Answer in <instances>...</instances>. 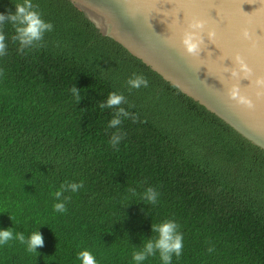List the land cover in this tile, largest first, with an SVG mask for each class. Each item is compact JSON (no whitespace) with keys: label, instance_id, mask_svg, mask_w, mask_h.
I'll use <instances>...</instances> for the list:
<instances>
[{"label":"trees","instance_id":"16d2710c","mask_svg":"<svg viewBox=\"0 0 264 264\" xmlns=\"http://www.w3.org/2000/svg\"><path fill=\"white\" fill-rule=\"evenodd\" d=\"M18 2L0 0V13ZM33 3L54 25L43 48L19 53L4 26L0 229L26 237L37 230L43 246L29 253L9 241L0 264H79L81 249L97 264H135L133 251L164 219L183 234L172 264H264V151L104 35L96 14L69 0ZM133 73L148 86L130 89ZM112 91L138 118L123 120L126 135L115 149L114 109L98 107ZM67 182L83 187L65 192L67 211L57 213L54 193ZM149 186L160 194L156 205L141 199ZM143 264L161 261L156 255Z\"/></svg>","mask_w":264,"mask_h":264},{"label":"water","instance_id":"95a60500","mask_svg":"<svg viewBox=\"0 0 264 264\" xmlns=\"http://www.w3.org/2000/svg\"><path fill=\"white\" fill-rule=\"evenodd\" d=\"M102 20L104 35L121 44L183 94L264 151V88L255 84L264 77V2L262 0H69ZM197 17L214 40L204 39L200 57L181 54L178 31ZM242 29L250 39L240 36ZM239 53L252 69L240 79L241 92L251 106L228 97L219 80L233 82L224 67ZM258 93H260L258 95Z\"/></svg>","mask_w":264,"mask_h":264},{"label":"clouds","instance_id":"9594fccd","mask_svg":"<svg viewBox=\"0 0 264 264\" xmlns=\"http://www.w3.org/2000/svg\"><path fill=\"white\" fill-rule=\"evenodd\" d=\"M264 2V0H262ZM14 12L0 13V57L7 55L8 44L6 43V35L4 26L10 25L13 30L11 40L18 45L17 51L21 54L26 50L43 48L44 37L46 33H50L54 29V25L45 21L42 14L37 10L38 5L33 3V0H20L15 3ZM216 33L211 28L206 30V21L197 17H192L186 21V27L179 29L178 42L179 50L182 55L192 58L193 60L200 57L201 51L204 49V39L207 37L208 41L214 40ZM240 36L244 40L250 39L249 32L242 29ZM233 62L232 67H224L223 72L228 73V77L233 82L228 83L226 80H219L226 90L229 98L236 102L251 106V101L242 94L239 86L240 79H249L252 74V69L245 62L244 58L239 54H235L231 58ZM3 75V69H0V76ZM250 80V79H249ZM128 86L134 89L148 86V80L139 73H133L132 77L127 81ZM255 84L264 88V77H258ZM70 92L76 99L77 103L81 100L80 89L74 85L71 86ZM260 93H258L259 95ZM126 97L116 91L109 92L106 99L102 103H98L100 109H114L112 118L108 122L109 129H115L112 132L109 144L115 149L118 147L120 141L124 139L126 133L119 131L124 119H131L133 122L137 121L135 114L127 111L122 105L127 104ZM132 107V105H129ZM83 187L82 183L67 182L61 185L60 189L54 193V198L57 201L53 205V209L57 213H65L67 211L66 204L70 197L64 196L65 192H77ZM129 192L136 195L135 189L130 188ZM159 192L149 186L141 194V199L149 204L156 205L158 203ZM10 218V217H9ZM11 219V218H10ZM151 235L143 241L142 247L134 250L132 259L135 264H143V262L150 256H159L161 264H172V257L179 258L183 252V234L180 231V225L174 219H164L158 223L151 224ZM18 240L25 245L29 253H37V248L43 246L42 235L34 230L29 236L23 233H15L12 228L0 229V246L7 245L9 241ZM209 252L214 251V247L207 249ZM76 258L79 264H97L94 255L87 249H81L77 252Z\"/></svg>","mask_w":264,"mask_h":264}]
</instances>
